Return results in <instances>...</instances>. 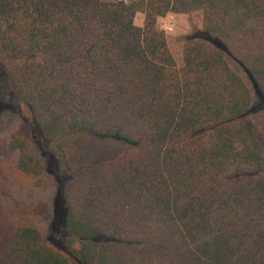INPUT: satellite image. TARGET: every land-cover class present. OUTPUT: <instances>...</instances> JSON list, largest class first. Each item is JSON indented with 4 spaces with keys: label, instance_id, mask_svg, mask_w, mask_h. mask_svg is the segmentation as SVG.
<instances>
[{
    "label": "trees",
    "instance_id": "trees-1",
    "mask_svg": "<svg viewBox=\"0 0 264 264\" xmlns=\"http://www.w3.org/2000/svg\"><path fill=\"white\" fill-rule=\"evenodd\" d=\"M233 62L264 77V0H0L18 170L39 181L34 137L123 147L62 155L59 244L0 230V264H264V153Z\"/></svg>",
    "mask_w": 264,
    "mask_h": 264
},
{
    "label": "rangeland",
    "instance_id": "rangeland-1",
    "mask_svg": "<svg viewBox=\"0 0 264 264\" xmlns=\"http://www.w3.org/2000/svg\"><path fill=\"white\" fill-rule=\"evenodd\" d=\"M165 22L168 29H174L175 15L168 13ZM232 65L243 75L253 91V118L264 153V77L248 75L234 62ZM1 83L5 84L0 80ZM9 94H12L11 90L5 86V94L2 96L0 86V230L5 233L18 225H33L40 230L45 242L59 244L62 225L57 219L55 194L59 169H62L61 157L64 156L68 164L107 160L122 153L123 147L118 143L98 142L81 136L56 142L46 149L42 141L34 137L31 139V150L42 161L43 171L39 181L25 175L16 166L17 152L10 147L9 139L25 122L26 117L20 112L18 100L9 104Z\"/></svg>",
    "mask_w": 264,
    "mask_h": 264
}]
</instances>
